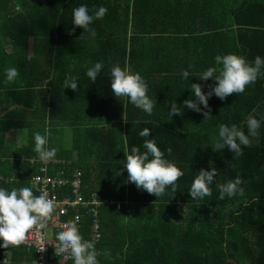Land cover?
<instances>
[{"label": "trees", "instance_id": "1", "mask_svg": "<svg viewBox=\"0 0 264 264\" xmlns=\"http://www.w3.org/2000/svg\"><path fill=\"white\" fill-rule=\"evenodd\" d=\"M80 3L90 10L108 7L93 22L94 38L72 23V9ZM228 52L249 61L264 57V0H0V186H30L40 165L29 162L36 155L31 135L48 127L62 162L50 173L78 169L85 197L95 193L122 202L118 211L110 204L99 210L102 238L96 247L112 253L111 259L101 256V264H264V127L240 158L227 147H211L218 122L240 124L254 108L264 114V76L243 93L223 100L213 95L211 118L203 114L209 109L186 106L182 114H168L170 101L180 106L192 96L181 69L191 66L197 73ZM97 59L106 67L127 61L139 71L157 101L153 114L126 109L113 95L107 68L90 80L86 69ZM8 66L20 70L14 83L4 79ZM70 75L79 78L76 90L64 88ZM189 82L215 83L196 76ZM144 127L184 171L176 191L169 188L158 198L128 182L119 163L124 136L129 148L142 145L138 133ZM70 128L72 140L64 149L57 136ZM20 129L28 132L21 146ZM211 167L220 182L241 176L245 195L218 199L214 182L212 196L192 199L195 172ZM32 259L24 248L11 249L10 264Z\"/></svg>", "mask_w": 264, "mask_h": 264}, {"label": "clouds", "instance_id": "2", "mask_svg": "<svg viewBox=\"0 0 264 264\" xmlns=\"http://www.w3.org/2000/svg\"><path fill=\"white\" fill-rule=\"evenodd\" d=\"M107 11V5H100L90 10L88 4L80 3L72 9V23L94 38L97 33L93 22L103 18ZM105 68L108 69L107 75L113 95L123 101L126 109L131 105L147 115L153 114L157 101L155 95L149 94V84L139 71L127 61L123 64L111 63L106 67L102 59H97L87 67L85 74L90 80L96 81ZM189 68L181 69L178 75L182 81L190 84L192 96L185 99L180 106L175 100L170 101L169 116L182 114L185 106L195 112L209 109L208 101L213 95L223 100L229 94L243 93L246 86L254 84L264 76V57L256 55L254 61H249L244 55L235 52L218 53L214 57L212 66L197 73L191 72ZM192 76L205 82L211 78L215 83H190ZM19 77L18 67L8 66L4 69L6 82L14 83ZM78 84L79 78L75 75H70L63 81L64 88L73 90L78 88ZM205 86L209 89L206 92L203 91ZM209 113L210 109L203 111L205 119L211 118ZM255 113L257 109L254 108L240 124L218 122L211 137L212 149L220 151L227 147L235 159L242 157L244 149L251 147L254 141H258L261 135L260 129L264 127V114ZM149 133L148 127L141 129L138 135L144 138L142 145L133 144L131 148L128 137L124 136L121 149L124 152V159L119 163L123 165L122 171L126 170L128 173V182L134 183L138 190H146L158 198L165 195L169 188L173 192L176 191L177 181L184 176V171L175 160L165 155V151L158 146L156 138L153 136L149 138ZM52 135L48 127L43 132L32 133L31 140L36 155L31 159H39L47 165L57 157L59 149L51 142ZM171 151V148L167 149L169 154ZM218 174L215 167L201 168L195 172L188 191L190 197L194 200H202L206 196H212L214 182L218 199L245 195L241 176L236 175L234 178L220 182L217 180ZM12 179H15L14 175ZM39 179L37 177L32 181L31 186L10 188L0 186V241H2L0 247L20 245L30 235L42 236L43 230L48 228L58 207V201L49 196L46 188L39 187L37 184ZM34 189H38L39 194H36ZM54 235L56 253L62 255L64 260L71 259L72 264H101L99 259L101 256L111 259V250L98 249L96 241L85 238L74 219L60 222Z\"/></svg>", "mask_w": 264, "mask_h": 264}, {"label": "built area", "instance_id": "3", "mask_svg": "<svg viewBox=\"0 0 264 264\" xmlns=\"http://www.w3.org/2000/svg\"><path fill=\"white\" fill-rule=\"evenodd\" d=\"M29 162L31 165L40 164L38 172L29 179L30 186L32 181L39 177L40 179L37 181V184L39 187L46 188L49 196L58 201V207L53 219L49 222L48 228L43 230L44 234L42 236L30 235L20 245H9L7 248L2 247L0 263L10 264L11 249L21 247L34 253L32 264H72L71 259L64 260L62 255H58L55 251L56 238L54 232L59 227V223L69 219L76 220L84 237L94 239L97 244L102 238V227L99 220L101 206L108 204L115 205L116 210H120L122 202L100 200L95 193H92L90 197H85L82 192L83 175L80 170L73 169L70 175L65 172L66 169L60 170L55 174L50 173V168L62 164L56 158L47 165H44L37 159H30ZM65 189L67 191H64ZM34 191L36 194H39L38 189H34Z\"/></svg>", "mask_w": 264, "mask_h": 264}, {"label": "rangeland", "instance_id": "4", "mask_svg": "<svg viewBox=\"0 0 264 264\" xmlns=\"http://www.w3.org/2000/svg\"><path fill=\"white\" fill-rule=\"evenodd\" d=\"M61 131V132H60ZM59 133H58V136H57V139L60 138L61 141H62V145H63V148H67L70 146V143H71V140H72V134H73V131L70 129H63V130H60ZM28 134V132L25 130H19V135L23 136V138L20 139L19 143L21 146L23 144V140H25V142L27 141V139L25 138V136ZM56 139V140H57ZM14 145L17 146L18 143H16L15 141H13Z\"/></svg>", "mask_w": 264, "mask_h": 264}, {"label": "crops", "instance_id": "5", "mask_svg": "<svg viewBox=\"0 0 264 264\" xmlns=\"http://www.w3.org/2000/svg\"><path fill=\"white\" fill-rule=\"evenodd\" d=\"M30 51H31V49H30ZM38 170H39V168H38ZM32 176V175H31ZM118 211V210H117ZM17 248H21V247H17ZM28 252V251H27ZM30 253H33V252H30ZM34 254V253H33ZM32 261H33V259H32ZM31 264H32V262H31Z\"/></svg>", "mask_w": 264, "mask_h": 264}]
</instances>
